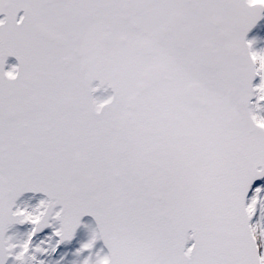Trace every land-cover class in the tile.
<instances>
[{
    "label": "snow or ice",
    "instance_id": "snow-or-ice-1",
    "mask_svg": "<svg viewBox=\"0 0 264 264\" xmlns=\"http://www.w3.org/2000/svg\"><path fill=\"white\" fill-rule=\"evenodd\" d=\"M261 35L264 0H0V264H264Z\"/></svg>",
    "mask_w": 264,
    "mask_h": 264
},
{
    "label": "rangeland",
    "instance_id": "rangeland-1",
    "mask_svg": "<svg viewBox=\"0 0 264 264\" xmlns=\"http://www.w3.org/2000/svg\"><path fill=\"white\" fill-rule=\"evenodd\" d=\"M261 36L259 37V40H258V43H257V45H256V47H257V49H259V48H264V39L261 41ZM9 65H13V63H9ZM29 203H34V201H29ZM27 229L26 228H20V229H17L16 231H19L20 233H23L24 231H26ZM50 231L51 230H46L45 231V233H44V235H48V234H50ZM86 237L81 233V234H78V236L76 237V240H84ZM35 239V238H34ZM36 242H38V240L36 241ZM78 245L76 244V242H75V240L73 241V243L72 244H69V245H62L61 246V248L64 250V251H67V252H69V256L68 257H66V259L67 260H72V259H74L71 255H70V253H71V251H73L74 249H75V247H77ZM61 250L60 249H58V253L60 252ZM58 258V255H56V256H53V257H51V258H48V257H41V259H45V261H46V264H48V261L49 260H52V261H54L55 259H57Z\"/></svg>",
    "mask_w": 264,
    "mask_h": 264
},
{
    "label": "water",
    "instance_id": "water-1",
    "mask_svg": "<svg viewBox=\"0 0 264 264\" xmlns=\"http://www.w3.org/2000/svg\"><path fill=\"white\" fill-rule=\"evenodd\" d=\"M9 63H13V64H15L16 63V61H15V59L14 58H8V60H7V64L9 65ZM254 83H255V81H254ZM90 219V218H89ZM22 228V227H21ZM20 229V228H19ZM46 231V230H45Z\"/></svg>",
    "mask_w": 264,
    "mask_h": 264
},
{
    "label": "trees",
    "instance_id": "trees-1",
    "mask_svg": "<svg viewBox=\"0 0 264 264\" xmlns=\"http://www.w3.org/2000/svg\"><path fill=\"white\" fill-rule=\"evenodd\" d=\"M261 37H262V38H261V41H262V40L264 39V35H261Z\"/></svg>",
    "mask_w": 264,
    "mask_h": 264
}]
</instances>
